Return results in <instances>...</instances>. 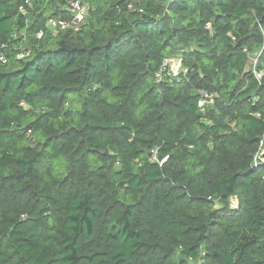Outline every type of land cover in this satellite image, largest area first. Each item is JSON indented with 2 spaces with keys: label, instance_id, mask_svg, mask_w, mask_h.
<instances>
[{
  "label": "trees",
  "instance_id": "trees-1",
  "mask_svg": "<svg viewBox=\"0 0 264 264\" xmlns=\"http://www.w3.org/2000/svg\"><path fill=\"white\" fill-rule=\"evenodd\" d=\"M26 1L0 0V264H264V0H84L58 35L67 0Z\"/></svg>",
  "mask_w": 264,
  "mask_h": 264
},
{
  "label": "built area",
  "instance_id": "built-area-1",
  "mask_svg": "<svg viewBox=\"0 0 264 264\" xmlns=\"http://www.w3.org/2000/svg\"><path fill=\"white\" fill-rule=\"evenodd\" d=\"M26 4L28 7H32L33 4L31 1L27 0ZM68 9L70 10L71 14L73 15V18L71 21H68L66 19L62 18H51L48 20L46 27L49 29L52 34L58 35L62 30L65 29H74L75 31H78L81 29V26L84 24L86 19L89 15V6L86 4L84 0H67ZM22 11L24 13H27L26 8H22ZM44 35V31H40L37 33L38 38H42ZM30 54V50L27 44H25L22 48L18 56L21 58L26 57ZM259 56L260 54H256L252 57L253 65L251 66L252 71L256 74L258 78L262 77L261 72L257 70L258 62H259ZM2 60L5 62L4 57H2ZM170 59L166 60V65H168L167 62H169ZM169 66V65H168ZM180 66L182 67V59H180ZM206 97H208V94H206ZM213 100V96H211ZM208 101L207 99H202L200 102V106L202 108H205Z\"/></svg>",
  "mask_w": 264,
  "mask_h": 264
},
{
  "label": "rangeland",
  "instance_id": "rangeland-1",
  "mask_svg": "<svg viewBox=\"0 0 264 264\" xmlns=\"http://www.w3.org/2000/svg\"><path fill=\"white\" fill-rule=\"evenodd\" d=\"M180 57H173V58H170L168 65H169V68H170V72L173 74V75H178L180 73V70H181V66H180ZM165 64V66H168ZM253 65V61H252V58H250L249 60V68H251V66Z\"/></svg>",
  "mask_w": 264,
  "mask_h": 264
}]
</instances>
